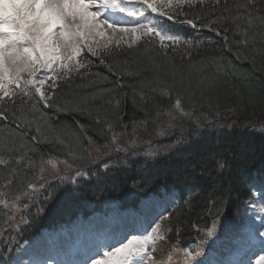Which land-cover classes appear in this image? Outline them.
<instances>
[{"label": "trees", "instance_id": "trees-1", "mask_svg": "<svg viewBox=\"0 0 264 264\" xmlns=\"http://www.w3.org/2000/svg\"><path fill=\"white\" fill-rule=\"evenodd\" d=\"M184 10L189 18H198L197 29L182 23L183 15L175 22L158 17L159 26L203 41L200 47L163 49L158 38L145 39L131 48L114 47L104 64L85 52L86 67L56 89L54 102L69 110L38 105L44 113L42 120L37 117L43 136L34 147L30 141L36 124L22 139L25 129L17 128L12 114H30L39 97L31 103L23 98L22 104L18 97L15 104H0L8 113L7 120H0V155L8 162L0 165V199L20 210L10 220V210L0 205L1 262L9 264L16 249L43 231L62 229L79 217L89 220L110 203L120 209L137 207L140 199L152 193L161 197L162 192L176 199L172 215L162 223L165 246L176 248L219 218L240 215L253 188L264 184V128L256 131L246 124L264 119V0H255L252 7L248 0H205ZM213 20L219 36L203 27ZM177 99L186 115L174 107ZM173 111L180 118L170 121V133L177 124L190 129L177 150L125 158L115 151L104 161L118 162L107 168V163L91 160L98 148L107 153L113 134L118 139L130 129H145L150 144L160 142L150 133L159 128L161 115ZM20 156L25 159L18 163ZM49 157L77 170L82 165L84 175L74 182L62 176L65 181L41 178V159ZM29 184L38 191L33 193Z\"/></svg>", "mask_w": 264, "mask_h": 264}, {"label": "snow or ice", "instance_id": "snow-or-ice-1", "mask_svg": "<svg viewBox=\"0 0 264 264\" xmlns=\"http://www.w3.org/2000/svg\"><path fill=\"white\" fill-rule=\"evenodd\" d=\"M204 3L205 0H0V104H15L18 97L21 98L22 104L23 98H28L31 103L35 97H39L36 104L32 105L30 114L23 113V110H19L20 115L15 112L12 114L17 128L25 129L21 132L22 139H27L26 130L36 124V134L31 136L30 141L34 147L42 142L43 136L37 117L42 120L44 113L38 105L42 104L44 109L55 108L58 112L69 110L66 106L54 102L56 89L60 81H67L74 73H79L86 67L83 55L85 52L98 57L100 63L104 64V57L110 54L114 47L127 45L131 48L145 39L151 41L158 38L163 49L181 46L188 51L198 48L203 41L171 34L159 26L157 18L175 22L183 15L181 22L197 29L198 18H189L184 9L185 6L191 8ZM216 3H219V0H216ZM248 4L249 7L254 6L255 0H248ZM216 24L217 21L213 20L203 27L219 36L220 31ZM244 36L246 43V31ZM227 50L231 51L230 48ZM109 71H112L111 67ZM174 107L182 115L187 114L183 111L179 99ZM7 119L6 109L0 110V120ZM44 126H48L46 122ZM116 141L117 137L113 134V143ZM89 143H92L91 139ZM25 147L22 144L20 150L23 152ZM99 151L98 148L97 152ZM24 159V156H20L17 162L20 163ZM7 163L0 155V165ZM31 163L29 162L30 165ZM61 163L68 164L67 161H57L52 157L41 159L42 170L46 164L52 171L57 172ZM103 167L107 168L108 165ZM220 167L223 168L224 164L221 163ZM83 175L84 173L77 171V176ZM28 187L33 193L38 191L34 184H29ZM260 187L264 194V184ZM0 205L7 208L9 202L6 198L0 199ZM258 210L264 215V205ZM168 219L167 216L161 217V221ZM24 222L27 223L26 220ZM257 227H264V221ZM215 228L216 224L213 222L212 227L202 231H205L206 237H211L215 234ZM161 229L162 223H155L150 232L133 235L127 242L121 239L113 243H102L83 264H88L89 259L91 264H155L153 253L157 242L166 239V234ZM256 235L257 230L253 228L250 236L253 244L256 242ZM258 235L264 238V231H259ZM258 243L260 252L264 253V239ZM116 244L119 246H115ZM253 254L256 257L254 261L250 256L241 264H264V254ZM183 255L184 264H201L198 261L202 255L201 251L185 248Z\"/></svg>", "mask_w": 264, "mask_h": 264}, {"label": "rangeland", "instance_id": "rangeland-1", "mask_svg": "<svg viewBox=\"0 0 264 264\" xmlns=\"http://www.w3.org/2000/svg\"><path fill=\"white\" fill-rule=\"evenodd\" d=\"M149 15H151V13ZM165 115L166 114L161 115L162 122L159 128L155 130L154 133L153 131L150 133V136L153 137L157 135V138L160 140V142L150 144V139L148 137L149 135L145 129H130L128 135L127 133L119 135L116 143H113L110 147H108L106 154L101 151L96 152V150L94 153H91V160L95 162L102 161L107 163V165H114L118 161L114 163V161H111L112 158L110 160L104 161V158H107L108 153L120 151L122 155L121 158H125L127 155L132 156L134 154H141L144 157H151L161 155L162 153L170 152L172 150H177L181 146L180 144H183L185 141L184 137L186 136V132H188L190 129L183 125L180 126V124H177L175 125V131L170 133V121L173 120L178 122L177 119L180 118V115L175 111L171 112L166 117ZM222 117L219 119H222ZM163 118H166V123ZM224 121L226 124H229L228 118H226ZM246 124L254 128V130L260 131L264 128V119L261 118L260 120H249ZM129 133L131 135H129ZM132 136L134 137L129 139ZM117 148L120 150H117ZM114 157L115 156H113V158ZM63 166L61 167V165H58L59 171L54 172L50 166L45 165L43 170H40V177L46 179L49 177H54V179L58 178L60 181H65L67 178L66 180H71V182H74L77 178V171H84V167H82L80 164L78 170L76 168L77 166L70 164L66 165L64 169H62ZM60 170L62 171L61 174ZM61 176L65 179H62ZM254 194L255 198L253 197L250 200L252 201L250 208L245 207L243 209L244 214L242 213L243 215H241L239 218L229 221H223L219 219L214 221L216 224L215 234L211 237H206L205 231H201L199 233L200 235L196 239L188 241L186 244L177 246L175 251H172L174 247L169 248L168 246H165L164 240L158 241L155 252L153 253L155 264H184L183 249L185 248L191 249L193 251H201L202 255L198 258V261H200L201 264H241V262H246L250 256L254 261L256 257L253 252L257 254H264L260 252V246L258 243L259 240L264 239L258 235L259 231H264V227H257L262 223V221H264V215H262L258 210L261 205H264L261 187L259 190H256ZM160 201L157 202V199H153V201L152 199H147L144 201L143 211L141 213L143 216H145L143 220L145 222L143 225L146 226L144 228L146 233L144 232L143 234L150 232L152 227L155 226V223H163L164 220L161 221L162 216L168 217L171 215L172 212L169 211L167 207L168 205L164 206L162 211H159V206L161 205L159 204ZM13 205H9L7 207L8 210H10L12 216L10 220H13L14 217L17 216V213L20 212L19 208ZM130 215L131 213L128 211L126 213L120 211V208H118L115 203H110L103 208V211L100 214L92 215L91 218L93 220L90 223L85 222L80 224L81 222H79L76 224V226L73 224L72 227H68V229L57 232L58 234L54 233L56 234L57 238L56 245L60 243L58 237L61 233L62 235H66V240L74 238L75 243L81 242L82 246H86L90 250H94L98 245L104 243L103 239L100 238L102 228L104 229L105 226L110 227L111 225L115 226L118 224L116 222H120L123 219L128 220L131 217ZM148 216L150 217L149 219ZM212 225L208 228L212 227ZM253 228H256L257 230L255 244H253L250 239ZM161 230L165 233V229L163 227ZM43 234H45V236L43 238L41 236V240L38 239L37 242L34 240L30 243L26 242L19 249H17L12 257V261L9 264H59L60 262H53V260L49 257L50 255L46 254L45 251H49L50 246H52V241L49 239L46 241V233ZM128 235L129 236L123 239L124 242H127V239L133 236L131 234ZM43 239L45 240L43 241ZM61 246L62 248L64 247L62 243ZM115 246H119V244H116ZM49 252L53 253L52 250ZM169 256H171V259H169ZM64 257L67 258L66 256ZM56 259L59 260L57 256ZM88 264H91L90 259L88 260Z\"/></svg>", "mask_w": 264, "mask_h": 264}]
</instances>
